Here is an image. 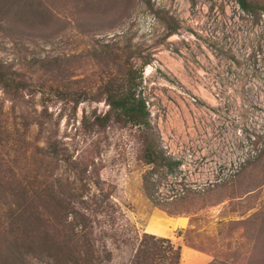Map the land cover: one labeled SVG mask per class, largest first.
Here are the masks:
<instances>
[{
	"label": "rangeland",
	"instance_id": "rangeland-1",
	"mask_svg": "<svg viewBox=\"0 0 264 264\" xmlns=\"http://www.w3.org/2000/svg\"><path fill=\"white\" fill-rule=\"evenodd\" d=\"M246 2L249 10L239 0H0V65L40 86L28 106L42 114L64 157L35 149L45 146L37 128L24 132L20 108L0 89L2 121L23 152L25 175L31 169L56 191L90 197L99 185L111 195L115 208L107 205L95 229L107 231L109 264L126 263L133 246L111 236L135 231L205 252L208 264H264V0ZM129 67L146 123L94 124L109 107L93 94L109 77L125 87ZM76 94L84 98L74 110ZM4 140L2 171L13 167L16 151ZM164 147L178 152L177 165ZM186 163L231 177L192 190ZM10 202L0 196V218ZM169 215L184 218L181 230ZM22 259L54 264L40 255Z\"/></svg>",
	"mask_w": 264,
	"mask_h": 264
},
{
	"label": "trees",
	"instance_id": "trees-1",
	"mask_svg": "<svg viewBox=\"0 0 264 264\" xmlns=\"http://www.w3.org/2000/svg\"><path fill=\"white\" fill-rule=\"evenodd\" d=\"M239 1L242 8H251L246 0ZM133 73L135 72L132 67H129L125 87L116 85L114 78L109 77L95 91L94 100H104L109 110L101 117H94V124L104 127L111 118H114L115 122L132 127L146 123L144 101L133 91ZM39 87L34 81L10 73L0 65V89L3 96L10 99L12 108H20L19 118L24 132H28L33 126L36 127V142L42 140L45 146L37 145L35 149L41 154L59 159L64 157V154L60 153L54 136L48 134L44 117L36 108L28 106L33 93L39 90ZM54 90L63 95L58 87ZM73 98L75 110L84 97L83 94H76ZM2 115L3 104L0 101V137L4 135L6 142L14 141L2 121ZM21 142L26 145L23 139ZM146 146L147 162L152 164L155 162L154 152L152 146ZM15 150L13 167L4 171L0 168V196H8L11 201L8 207H12L4 219L0 218V264H25L23 259L21 260L22 254L25 253L44 256L54 264H109L113 251L106 240L107 231H102L100 235L95 229L99 224L98 218L101 217L98 215L108 212L107 205L115 208V205L110 203L111 195L105 194L99 185H96L98 194H92L90 197L73 194L70 188L56 191L47 186L43 187L45 184L39 180L38 175L31 176V169L25 175V166L19 160L23 152L19 151L17 142ZM168 167L171 169V164H168ZM111 237L114 242H132L131 254L124 264H180L181 247L170 238L144 231H135L131 236L116 232Z\"/></svg>",
	"mask_w": 264,
	"mask_h": 264
},
{
	"label": "built area",
	"instance_id": "built-area-1",
	"mask_svg": "<svg viewBox=\"0 0 264 264\" xmlns=\"http://www.w3.org/2000/svg\"><path fill=\"white\" fill-rule=\"evenodd\" d=\"M260 20H261L260 22H261L262 26L264 27V14L263 13L261 14ZM263 34H264V31H263ZM193 102L195 103V99H193ZM238 133L240 135V131ZM261 134L264 136V129L261 132ZM251 135H252L251 132H249L247 138H250ZM250 144H251V142H250ZM164 148L168 149V152L165 154V156L172 157V161H173L172 163L177 165V163H178L177 161L181 160V157L178 154V152H172V150L168 147H164ZM257 149H256V151H257ZM233 150H234V147H231L229 149V151H233ZM182 159L187 160L186 158H182ZM242 163H244V161L239 162V163H235L233 166V169L231 171L229 170L228 172L231 174L237 172ZM230 168H231V163L228 165V169H230ZM185 170H187V172L190 176L189 181H190V187L192 190H196L197 189L196 187H200L201 189L207 188V187H214V185L219 184V183H223L225 180H227L231 177L230 174H226L224 172H219L216 168H214V170L209 169L205 163H203V164L186 163Z\"/></svg>",
	"mask_w": 264,
	"mask_h": 264
},
{
	"label": "crops",
	"instance_id": "crops-1",
	"mask_svg": "<svg viewBox=\"0 0 264 264\" xmlns=\"http://www.w3.org/2000/svg\"><path fill=\"white\" fill-rule=\"evenodd\" d=\"M169 219H170L171 225L176 226L175 227L176 229L181 230L183 228L184 224L182 223L181 220H183L184 218H181L178 216H176V217L170 216ZM166 238H169V237H166ZM185 255H188L190 258L196 259L198 261V262L193 263V264H208L212 260V257L205 252H199L196 249L190 248V247H183V248H181L180 264H183L182 263V257Z\"/></svg>",
	"mask_w": 264,
	"mask_h": 264
}]
</instances>
